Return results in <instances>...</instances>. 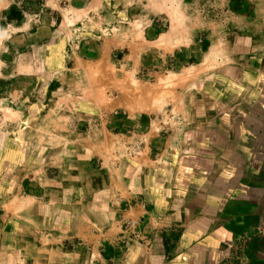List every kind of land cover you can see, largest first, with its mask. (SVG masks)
Here are the masks:
<instances>
[{
	"label": "crops",
	"instance_id": "0c3cea01",
	"mask_svg": "<svg viewBox=\"0 0 264 264\" xmlns=\"http://www.w3.org/2000/svg\"><path fill=\"white\" fill-rule=\"evenodd\" d=\"M103 16L10 37L13 84L37 85L0 108V264H229L245 239L264 261L260 50L213 72L172 24Z\"/></svg>",
	"mask_w": 264,
	"mask_h": 264
},
{
	"label": "rangeland",
	"instance_id": "374dc122",
	"mask_svg": "<svg viewBox=\"0 0 264 264\" xmlns=\"http://www.w3.org/2000/svg\"><path fill=\"white\" fill-rule=\"evenodd\" d=\"M105 7L109 12L124 10L129 15L128 21L141 30L150 24L153 29H166L172 24L179 29L180 42H187L181 59L192 66L200 65L203 58L205 67L217 72L223 64L235 65L242 57L250 58L258 53L253 49L260 50L258 54H262L260 58L264 60V0H0V50L3 54L0 94H4L0 97V108L11 106L7 95L27 94L30 87L33 90L37 85H29L27 81L13 84L12 81L10 37L18 25L75 29L84 18L90 24L105 21ZM205 67L196 68L203 70ZM230 70L229 82L233 79L235 83L239 73L235 67H229ZM188 80L187 73L181 72L177 82L161 86L160 94H175V87L179 94H184ZM146 85H143L144 92L150 94L151 86ZM4 113L5 117L12 116L7 109ZM260 246L264 248V239ZM236 247L242 255L229 260V264H250L247 255L252 247L250 241L245 239ZM255 261L253 264H264V261Z\"/></svg>",
	"mask_w": 264,
	"mask_h": 264
}]
</instances>
